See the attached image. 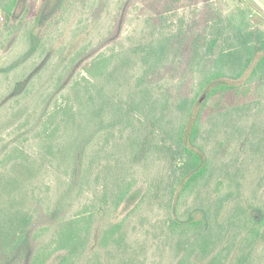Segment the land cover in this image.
Here are the masks:
<instances>
[{
	"label": "trees",
	"instance_id": "obj_1",
	"mask_svg": "<svg viewBox=\"0 0 264 264\" xmlns=\"http://www.w3.org/2000/svg\"><path fill=\"white\" fill-rule=\"evenodd\" d=\"M71 1L60 0L45 20L43 6L33 17L32 6L27 7L16 28L19 0H0L5 21L0 48L14 26L26 43L10 71L47 54ZM206 31L208 38L192 45L189 68L180 80L166 83L160 78L167 73L165 65L182 57L175 36L84 63L80 51L69 55L63 73L71 78L41 118L38 148L21 146L19 138L0 150L1 264L30 240L35 242L31 264H140L142 252L130 241L131 225L152 205L163 211L157 238L163 237L165 248L172 250L171 264H257L261 244L264 252V205L259 218L244 209L225 217L222 203L198 199L215 170L208 141L221 129L218 121L231 113L229 108L205 117L203 107L237 89L245 76L246 83L259 81L264 91V33L251 28L243 10L227 21L208 20ZM220 40L225 47L217 49ZM63 53L58 49L54 55L59 59ZM78 63L84 74L74 75L70 67ZM190 74L196 80L187 83ZM17 89L19 99L25 86ZM127 146L131 154L140 152V159L124 161ZM151 158L167 165L168 179L146 181L137 196L140 182L134 169ZM191 198L196 202L190 205ZM44 217L47 221L36 224Z\"/></svg>",
	"mask_w": 264,
	"mask_h": 264
},
{
	"label": "rangeland",
	"instance_id": "obj_2",
	"mask_svg": "<svg viewBox=\"0 0 264 264\" xmlns=\"http://www.w3.org/2000/svg\"><path fill=\"white\" fill-rule=\"evenodd\" d=\"M59 2L19 0L13 24L17 28L20 17L30 6L32 17L36 15V9L43 6L42 17L45 20ZM68 6L69 13L60 25L54 45L35 64L34 61L17 71L8 69L26 51V43L15 26L14 32L0 48V150L6 142L15 140L19 143V138L21 146L33 151L38 148L43 128L41 118L51 104L61 98V92L69 84L71 74L63 72L65 62L72 53L80 51L84 63L101 54H115L151 40L175 36L178 38L176 44L181 41L182 57H172L166 68L163 67L167 73L160 78L166 83L180 80L183 70L189 68L192 45L202 36L208 38V20L227 21L230 14L243 10L251 28L264 33V8L255 0H72ZM4 22L1 14L0 27ZM224 38L225 35L222 36ZM223 46L224 41L220 40L217 49ZM58 49L64 51L59 59L54 55ZM131 64L123 63L127 68H131ZM70 68L74 75L84 74L79 63ZM132 75L131 70L128 77ZM193 75L186 77L187 83L196 80ZM245 80L246 76L238 81L237 89L209 99L203 107L205 117L229 108L231 113L218 121L221 129L217 128L208 141V148L212 149L215 158V170L207 178L202 196L197 201L204 199L210 204L216 201L219 205L222 203L225 217L244 209L259 218V210L264 205V91L259 81L246 83ZM20 84L25 86V92L16 99ZM246 103L252 106L243 111L240 107ZM131 150L127 146L128 155L124 161L141 157L140 152L131 154ZM167 169L166 164L154 158L147 160L144 166H137L134 172L137 170L136 177L140 183L136 195L145 190L146 181L165 182L168 179ZM195 202L191 198L190 205ZM163 217V211L152 205L145 208L131 225L130 241L142 252L140 264H171L172 250L165 248L163 237L157 238L161 232L157 225ZM42 220L47 221L45 217L40 218L36 224ZM233 222L234 219L228 224L231 232L236 229ZM45 238L49 239V233ZM34 245L35 242L30 240L2 264H31ZM261 250L262 244L254 258L257 264L264 263V252Z\"/></svg>",
	"mask_w": 264,
	"mask_h": 264
},
{
	"label": "water",
	"instance_id": "obj_3",
	"mask_svg": "<svg viewBox=\"0 0 264 264\" xmlns=\"http://www.w3.org/2000/svg\"><path fill=\"white\" fill-rule=\"evenodd\" d=\"M261 7L264 8V0H255ZM205 96L202 97V99H204Z\"/></svg>",
	"mask_w": 264,
	"mask_h": 264
},
{
	"label": "built area",
	"instance_id": "obj_4",
	"mask_svg": "<svg viewBox=\"0 0 264 264\" xmlns=\"http://www.w3.org/2000/svg\"><path fill=\"white\" fill-rule=\"evenodd\" d=\"M251 16H252V14H251Z\"/></svg>",
	"mask_w": 264,
	"mask_h": 264
}]
</instances>
